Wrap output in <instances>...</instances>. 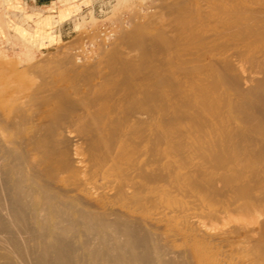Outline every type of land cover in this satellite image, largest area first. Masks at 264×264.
Instances as JSON below:
<instances>
[{
	"label": "bare ground",
	"instance_id": "1",
	"mask_svg": "<svg viewBox=\"0 0 264 264\" xmlns=\"http://www.w3.org/2000/svg\"><path fill=\"white\" fill-rule=\"evenodd\" d=\"M167 4L0 94V264H264V0Z\"/></svg>",
	"mask_w": 264,
	"mask_h": 264
},
{
	"label": "rangeland",
	"instance_id": "2",
	"mask_svg": "<svg viewBox=\"0 0 264 264\" xmlns=\"http://www.w3.org/2000/svg\"><path fill=\"white\" fill-rule=\"evenodd\" d=\"M173 1L62 0L61 4L68 9L60 10L57 19L60 21L54 20L53 24L51 18L39 19L43 16L39 12L27 13L24 9H15V12L7 13L0 18V94L9 92L10 88L21 93L32 85H38L44 77L61 70L63 60L74 51L87 54L88 58L91 55L100 56L103 49V52L112 49L113 44L119 43L120 36L134 30L138 23L156 21L162 13L166 14L167 3L172 4ZM68 51H71L69 55ZM122 51L129 50L122 47ZM39 69L47 76L39 73ZM4 103L1 100V105ZM77 229L79 237L76 240L79 241L83 233L81 228Z\"/></svg>",
	"mask_w": 264,
	"mask_h": 264
},
{
	"label": "crops",
	"instance_id": "3",
	"mask_svg": "<svg viewBox=\"0 0 264 264\" xmlns=\"http://www.w3.org/2000/svg\"><path fill=\"white\" fill-rule=\"evenodd\" d=\"M61 1L62 0H0V18L4 17L7 13H12V11L15 12V9H24L27 13L39 12L43 15L39 19L45 17L51 18L53 24L54 20L60 21L57 20L59 11L68 9L65 8L64 4H61ZM34 18L35 17H33V19Z\"/></svg>",
	"mask_w": 264,
	"mask_h": 264
}]
</instances>
